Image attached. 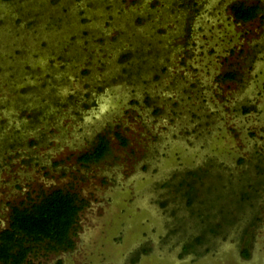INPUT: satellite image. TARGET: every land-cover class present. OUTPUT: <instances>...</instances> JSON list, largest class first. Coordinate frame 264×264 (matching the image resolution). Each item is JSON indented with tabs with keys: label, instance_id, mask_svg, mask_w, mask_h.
<instances>
[{
	"label": "rangeland",
	"instance_id": "obj_1",
	"mask_svg": "<svg viewBox=\"0 0 264 264\" xmlns=\"http://www.w3.org/2000/svg\"><path fill=\"white\" fill-rule=\"evenodd\" d=\"M56 188L29 263L264 264V0H0V230Z\"/></svg>",
	"mask_w": 264,
	"mask_h": 264
},
{
	"label": "trees",
	"instance_id": "obj_2",
	"mask_svg": "<svg viewBox=\"0 0 264 264\" xmlns=\"http://www.w3.org/2000/svg\"><path fill=\"white\" fill-rule=\"evenodd\" d=\"M231 10L236 20L247 21L256 15L258 9L257 5L237 4L232 5ZM226 76L232 77L230 74ZM106 151L107 142L100 137L93 148L80 154L77 160L82 164L94 163L103 158ZM84 204L77 193L56 188L37 202L12 206L8 226L0 230V264H33L27 257L34 251V246L40 244L50 251L71 249L75 223ZM188 247L185 244L183 251ZM244 255H248L245 249Z\"/></svg>",
	"mask_w": 264,
	"mask_h": 264
}]
</instances>
